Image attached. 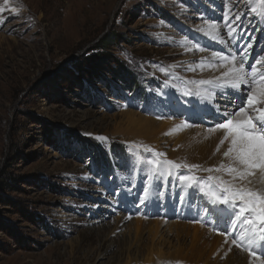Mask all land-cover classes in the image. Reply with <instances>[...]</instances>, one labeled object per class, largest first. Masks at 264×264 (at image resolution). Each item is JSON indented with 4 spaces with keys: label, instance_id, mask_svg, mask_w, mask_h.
<instances>
[{
    "label": "rangeland",
    "instance_id": "1",
    "mask_svg": "<svg viewBox=\"0 0 264 264\" xmlns=\"http://www.w3.org/2000/svg\"><path fill=\"white\" fill-rule=\"evenodd\" d=\"M253 2L0 0V264H132L120 240L108 237L116 208L150 221L198 223L215 237H229L205 223L216 216L204 193L195 188L188 198L179 187L186 182L178 174L188 169L164 162L169 185L162 177L154 185L149 172L132 182L136 166L159 172L164 157L154 153L173 144L166 136L140 135L141 124H130L127 113L145 120L168 94L181 97V86L195 78L185 68L173 70L189 55L185 42L203 48L210 61L219 52L236 55L238 63L240 49L250 44L245 67L261 71L264 19L251 15ZM225 14L239 16L230 25L235 38L227 34ZM209 23L219 24L226 43L203 34ZM167 103L173 121L215 123L214 111ZM151 188L156 201L144 195ZM100 218L102 229L95 223ZM144 248L148 256L135 264H206L213 244L166 232Z\"/></svg>",
    "mask_w": 264,
    "mask_h": 264
},
{
    "label": "bare ground",
    "instance_id": "2",
    "mask_svg": "<svg viewBox=\"0 0 264 264\" xmlns=\"http://www.w3.org/2000/svg\"><path fill=\"white\" fill-rule=\"evenodd\" d=\"M246 3H248V1ZM249 3L251 4V1ZM250 4H249V6H250ZM253 7H257L258 10H257V12H253L251 10V12H250L251 15L255 14V15H258L259 17H261L262 19H264L263 15L261 14L260 9L257 5V1H255V0L253 2V5L251 6V9ZM259 17H257V18H259ZM248 23H250V22H248ZM212 25H215V28L210 27ZM245 26H247V25H245ZM202 27H203V25H202ZM203 29L205 30L203 32V34L205 33L206 35H209V37H210V35H216L217 39L214 40L216 42H218L220 39L223 38V31H222V28L219 26V24L209 23L208 26L206 28H203ZM185 44H186V46L190 45L188 48H186L187 53L189 55L185 56L184 59H182V64L180 63L179 65H176L174 67V69L173 68L172 69L174 71H176L178 69L184 70V68H185L186 70L190 71V73H191L189 75V77H192V78L195 77V78L187 81L185 83V85L181 86V89H180V93L182 94L181 97L180 96L177 97L176 94H173L176 96V98L174 100L168 94L167 96L169 99H167V101L169 102L172 100L173 103L176 102L177 105L184 106V108H188L189 106L193 105V106H196V108L199 112H201L202 110L203 111L206 110L204 113H208V111L209 112L214 111L215 106H219L220 108H223L226 101L228 99H230V97L219 96V89L215 88L214 85H201V84H199V81H201V80H214L216 77L220 76L221 72L224 71V67L218 65V70L210 68L208 66L202 67V65H201L202 60L204 61L205 65L217 64V62L212 61V60L210 61V59L207 57V54L205 53L203 48L195 46L196 44L194 45L191 42H185ZM224 51H226V50H224ZM228 51L230 53H232L231 50H228ZM193 53H195V54H193ZM237 64H238V59H237ZM192 69H195V70H192ZM262 70H264V68H262ZM172 79L175 80V77L173 78V76H172ZM242 89H243V86H242ZM186 91L190 92L191 94L190 95H184V93ZM209 93L215 94V99H212L210 97ZM236 95H240V93L237 92ZM167 101L165 103L158 104L156 107H154V108H156V110H155V112L152 113V115L154 114L155 116L153 115V117H151V118H149V117L146 119L144 118L145 120L142 119L143 118L142 116L139 117L136 113H133V112L127 113L126 112L127 117H128L127 121L130 122V124L131 123L133 125H138V123L141 124V129L139 132L140 135L143 134L144 136H150V137L151 136H153V137H165L166 136L170 139L169 141L172 142L171 144H173V148H171V150L169 149L170 151L165 150L166 155H163V157H164L163 159L161 157H158V158H160V164H161L159 166L160 167L159 172L156 173L155 170L147 171L148 169L145 170V168L143 169V167H139L140 165L136 166V170L134 171V173H132V174L130 173L131 178L133 177L132 182L133 181L138 182L137 179L139 178L138 177L139 172H141L143 175H146V173L149 172L151 181H153L154 185L156 182H158L161 179L160 177L163 178V182H164L163 185H166V183H168V185H169L170 183L167 181L166 174L167 173L169 174L170 171L164 167L165 166L164 162H166L168 160L178 162L182 165L183 164H188V165L194 164V165L201 166L199 169H192V170L188 169V171H191L194 174H197V176H202L203 178H207L208 176H222V175H224L221 172H208V171L204 170V169H208V168H214L222 162L228 163L227 158H225L223 156V152L228 147V143L225 142L224 145H220V140L223 138V133L221 131L209 132V128H201V127H197V126H194L190 123H185V122H182L179 120H175V121L171 120V118H173L174 116L172 117V115L170 113V105H168ZM173 103H171V104H173ZM238 104H239V100L236 101V104H234V105H233V103L229 104L228 105V111L230 113L235 111L236 110L235 105H238ZM207 109H209V110H207ZM194 110H195V108H194ZM185 111H186V114L190 113V109L189 110L187 109ZM185 124H187L189 126L185 127L184 126ZM141 144H144V143H141ZM218 147H219V151H216V149ZM134 160L138 162L140 160L139 155L134 154ZM134 167L135 166H130L129 169H133ZM170 174L172 176H174L175 172H171ZM224 178L228 179V177L226 175H224ZM173 179L174 178L172 177L171 178V180H172L171 185L174 184ZM251 181H252L251 185H248V186H250L252 188H258L260 190H264V174H260L259 172H257V174L255 176L251 177ZM241 183H244L245 185H247V181H243ZM182 186L184 187V193H185V196H187V197L190 196V195H188V193H190V194L193 193V189L196 188L195 186L189 187L187 184H184L181 186L179 185V187H182ZM153 190L154 189L151 188L149 191V194H150L149 199H151V200L153 199L156 201V199L153 198V192H154ZM181 191H182V189H181ZM181 193H183V192H181ZM164 196L163 197L165 198V200L166 199L168 200L166 202L167 205L171 206L172 201H170L171 199H170L169 194H166ZM187 197H185L186 202L184 204V206L186 207L185 212L189 215H192V217H193L195 215V213H193V210H192L193 206L190 205L191 201L187 202V200H188ZM104 208H106V206ZM106 209L109 210V208H106ZM113 209L115 210L114 206H112L111 210H113ZM116 213L118 216L114 219L113 222H111L110 224L107 225L111 229L109 231L108 237H112V238L116 237V239L118 238L120 240V244L123 247V251H126L129 254L128 255L129 260H130V263H132V264L140 262V260H142V258H144L146 255L148 256L149 251L144 248L145 243L150 241V242H152V244H155L156 239L159 238L163 233H166V232H169V233L174 232V233H178V234L179 233H184V234L188 233V234H192L193 237H196V238L200 237L202 239L204 238V239L212 240L213 249L209 254L205 255L206 264H252V261L255 259L253 257H250L248 252L243 250L246 242H242V241L237 240V244H233L232 243V235H229V237H224L223 235H218L215 237V235H213L208 229L201 227V225H199L198 223L197 224H191V223H185V224L183 223L182 224L181 222L180 223H177V222L176 223H168V222L162 221V220L161 221H158V220L157 221H150L147 219H141V218H137V217H133V216L131 217L130 215L128 216L127 215L128 212L125 214L124 212L121 211V209L119 210V208L118 209L116 208ZM129 217H131V218L129 219ZM103 222L104 221L100 218V219H97V222H95V223H98L100 225L99 228L102 229L105 225V224H103ZM164 227H167V230L163 232ZM243 227H244L243 225H240L239 228L236 229L235 235L237 237L240 235V229ZM123 231H124V233H123ZM147 232L149 233L148 234L149 236H148V239L146 241L144 239V236H145V233H147ZM237 245H239V246H237ZM150 253H152V251ZM167 263L168 262L159 263V264H167ZM174 263L175 262H172L171 264H174ZM256 264H259V261H257Z\"/></svg>",
    "mask_w": 264,
    "mask_h": 264
},
{
    "label": "snow or ice",
    "instance_id": "3",
    "mask_svg": "<svg viewBox=\"0 0 264 264\" xmlns=\"http://www.w3.org/2000/svg\"><path fill=\"white\" fill-rule=\"evenodd\" d=\"M257 5L261 14L264 15V0H257ZM251 10L257 12L258 8L253 7ZM12 11L15 12L16 9ZM222 19L228 26L227 34L235 38L234 30L230 25L233 20H239V16L234 15L229 18L225 14ZM210 27L215 28V25ZM210 38L215 40L217 36L210 35ZM218 42L226 43L223 39ZM248 47L251 45H245L240 49L244 55L239 58L238 64L236 55H224L219 52L213 53L217 64L205 65L204 61H201L202 67L208 66L218 70V65H220L224 67V71L214 80H201L199 84L214 85L219 89V96L230 97L223 108L214 107L215 123L209 128V132L221 131L223 133L220 145L228 143V147L223 152L228 163L222 162L214 168L204 170L221 172L228 179H225L224 175L201 178L192 175L191 171L188 175L182 173L178 175L179 179L186 182L189 187L195 186L203 192L213 205L216 219L215 221L208 219L205 223H212L215 229L222 228L221 234L232 235L233 244H237V240L246 242L243 250L248 252L250 257L255 258L252 264H256L257 261L259 264H264V190L248 186L251 185V177L257 172L264 174V70L258 71L255 65H249L246 69L247 52L245 49ZM257 62L259 63V60ZM261 67L264 68V65ZM237 92L240 95H236ZM190 94L188 91L184 93V95ZM209 95L215 99V94L209 93ZM237 99L240 103L235 105L236 110L230 113L228 105ZM216 151H219V147ZM154 155L166 154L154 153ZM153 163L157 162L153 161ZM166 163L178 170L182 167L189 170L201 167L194 164L182 165L171 160ZM243 181H247V185L241 183ZM144 195L148 197L149 192L145 190ZM240 225L244 227L240 229V235L237 237L235 232Z\"/></svg>",
    "mask_w": 264,
    "mask_h": 264
},
{
    "label": "trees",
    "instance_id": "4",
    "mask_svg": "<svg viewBox=\"0 0 264 264\" xmlns=\"http://www.w3.org/2000/svg\"><path fill=\"white\" fill-rule=\"evenodd\" d=\"M114 38L113 37H110L109 39H107L106 42H103L102 44H104V48L108 46V44L113 40ZM103 62H105V60H101ZM111 62V61H110Z\"/></svg>",
    "mask_w": 264,
    "mask_h": 264
}]
</instances>
